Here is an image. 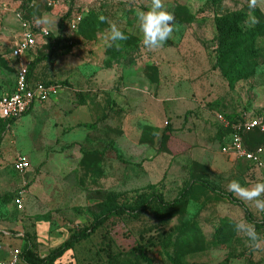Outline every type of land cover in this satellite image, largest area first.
<instances>
[{
    "label": "rangeland",
    "instance_id": "374dc122",
    "mask_svg": "<svg viewBox=\"0 0 264 264\" xmlns=\"http://www.w3.org/2000/svg\"><path fill=\"white\" fill-rule=\"evenodd\" d=\"M148 2L0 0V94L14 90L9 51L23 25L39 33L32 79L59 88L28 114L0 122V263L26 264L24 246L43 257L121 209L129 214L111 216L53 264H146L143 255L164 264H264V244L253 250L233 229L245 219L264 236V214L227 188L232 179L264 180V170L220 152L217 120L264 112V0L251 27L247 0H164L174 32L156 50L142 46L137 28L136 12ZM42 15L56 24L35 26ZM227 16L258 34L232 85L217 64ZM109 22L128 36L119 48L104 44ZM97 120L94 129L77 127ZM17 156L28 160L25 172L14 168ZM19 195L22 209L13 203Z\"/></svg>",
    "mask_w": 264,
    "mask_h": 264
},
{
    "label": "built area",
    "instance_id": "2783aa9c",
    "mask_svg": "<svg viewBox=\"0 0 264 264\" xmlns=\"http://www.w3.org/2000/svg\"><path fill=\"white\" fill-rule=\"evenodd\" d=\"M80 19L77 17L72 21L73 29L78 25ZM36 35L39 33L32 28L27 29L23 25L20 38L10 49V59H13L15 63L16 81L11 93L0 95V120L17 119L25 115L34 104L46 101L56 92V87L52 84L29 82L27 79L32 55L38 42ZM217 120L224 129L228 130L227 137L220 145V152L232 161L244 160L252 167L262 169L264 167L263 147L258 145L251 149L245 139L257 132L264 133V112L256 115L242 112L241 117L235 122L220 114L217 116ZM13 164L18 172H25L29 168L28 160L22 156H17ZM22 201V195L15 197L14 204L17 209H22ZM7 264H18V258L10 259Z\"/></svg>",
    "mask_w": 264,
    "mask_h": 264
},
{
    "label": "trees",
    "instance_id": "16d2710c",
    "mask_svg": "<svg viewBox=\"0 0 264 264\" xmlns=\"http://www.w3.org/2000/svg\"><path fill=\"white\" fill-rule=\"evenodd\" d=\"M222 27H221V37L220 42L227 45V48L219 53L217 58V64L223 66V76L229 81V84L232 85L234 78L236 76H241L240 74L243 69L244 63L251 58V55L253 54L254 50V40L255 37L258 35L255 30H244L242 31L240 28H238V22L236 20H230V18L224 17L222 20ZM80 24V23H79ZM226 27V28H224ZM10 52V51H9ZM233 59V60H232ZM40 61L39 58H35L32 60L28 73H27V79L29 82H34L32 79V73L35 65ZM228 61V62H227ZM231 61V62H230ZM15 69V68H14ZM15 71V70H14ZM49 85V83H45ZM241 113L236 114V116H225L228 120L235 122L238 118L241 117ZM259 113H253V115H256ZM104 118V117H103ZM13 121V119H7V120H0V122H3L4 124H10ZM101 121V120H99ZM98 120L93 123H85V124H79L77 127H84L86 129H94L97 126ZM220 129H221V144L224 141V137H227L228 130L224 129L222 125L219 123ZM261 135L258 140H254L253 136ZM246 142L249 146V148H254L256 146H260V142L262 143L264 141V133H254L250 136L246 137ZM251 142V143H249ZM163 143V137L161 138L160 147H162ZM159 152V150H158ZM158 152H154L153 155H157ZM178 200H175L173 203L170 204V206H174ZM14 203V201H13ZM146 208V204L136 206L131 210V215L133 217H137L142 211H144ZM129 214L125 210L121 209H115L108 211L107 213L100 216L98 219H96L94 222L89 224V226L83 227L79 230L73 231L69 236L56 248L51 250L47 255L40 257L35 255L29 248L24 246L21 250V258L26 264H53L58 258L62 257L68 250H71L75 245L79 244L81 241L87 240L98 228L102 227L107 220L113 216H122ZM262 226H264V221L261 222ZM141 254H143V251H141ZM143 260L146 264H164V263H156L155 259L152 257H148L146 255H143Z\"/></svg>",
    "mask_w": 264,
    "mask_h": 264
},
{
    "label": "clouds",
    "instance_id": "9594fccd",
    "mask_svg": "<svg viewBox=\"0 0 264 264\" xmlns=\"http://www.w3.org/2000/svg\"><path fill=\"white\" fill-rule=\"evenodd\" d=\"M248 26H255L258 23L253 14L254 9L261 6L262 0H247ZM264 11V8L261 9ZM137 28L141 33V44L148 50H156L172 37L174 32V15L167 9L164 0H149L142 10L136 12ZM106 17L100 16L101 22L106 21ZM37 27L56 24V21L49 19L47 15L37 17L33 21ZM128 36L116 23L109 22V30L104 35L103 41L107 47H120L122 41H126ZM228 191L235 197L251 204L259 213L264 214V180L256 181L251 184H242L237 179H232L227 185ZM233 229L237 234L243 235L249 247L253 250L260 249L264 244V236L257 231L254 223L245 219H237L233 223Z\"/></svg>",
    "mask_w": 264,
    "mask_h": 264
},
{
    "label": "crops",
    "instance_id": "0c3cea01",
    "mask_svg": "<svg viewBox=\"0 0 264 264\" xmlns=\"http://www.w3.org/2000/svg\"><path fill=\"white\" fill-rule=\"evenodd\" d=\"M34 54H35V51H34ZM14 64H15V63H14ZM14 64H13V65H14ZM13 67H14V66H13ZM14 70H15V69H14ZM52 85H53V84H52ZM54 86H55V85H54ZM55 87H56V86H55ZM58 90H59V88L56 87V92H55L54 94H52L49 98H51V97H57ZM11 92H12V91H11ZM11 92H8V93H11ZM4 94H7V93H4ZM0 95H1V94H0ZM49 98H48V99H49ZM48 99H47V100H48ZM34 105H35V104H34ZM34 105L32 106V108H31L26 114H28V113L33 109ZM12 122H13V121H12ZM263 160H264V155H263ZM239 162H241V161H239ZM248 166L251 167V170L254 169V170L257 171V172H258V171H263V170H264V167H263L262 169H258V168H256V167H253V168H252L251 165H248ZM29 167H30V164H29ZM254 170H253V171H254Z\"/></svg>",
    "mask_w": 264,
    "mask_h": 264
}]
</instances>
